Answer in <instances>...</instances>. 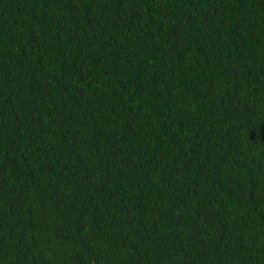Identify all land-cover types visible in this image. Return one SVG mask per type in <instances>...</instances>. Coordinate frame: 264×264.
<instances>
[{
  "label": "trees",
  "instance_id": "obj_1",
  "mask_svg": "<svg viewBox=\"0 0 264 264\" xmlns=\"http://www.w3.org/2000/svg\"><path fill=\"white\" fill-rule=\"evenodd\" d=\"M0 264H264V0H0Z\"/></svg>",
  "mask_w": 264,
  "mask_h": 264
}]
</instances>
